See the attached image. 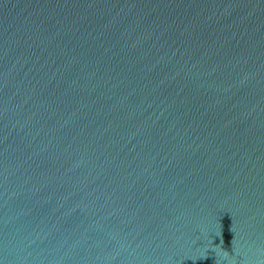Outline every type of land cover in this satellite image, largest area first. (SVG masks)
<instances>
[{"label":"water","instance_id":"water-1","mask_svg":"<svg viewBox=\"0 0 264 264\" xmlns=\"http://www.w3.org/2000/svg\"><path fill=\"white\" fill-rule=\"evenodd\" d=\"M0 261L264 264V0H0Z\"/></svg>","mask_w":264,"mask_h":264},{"label":"clouds","instance_id":"clouds-1","mask_svg":"<svg viewBox=\"0 0 264 264\" xmlns=\"http://www.w3.org/2000/svg\"><path fill=\"white\" fill-rule=\"evenodd\" d=\"M225 254L229 255L226 251H224ZM0 264H4L3 261H0ZM223 264H226V262H223Z\"/></svg>","mask_w":264,"mask_h":264}]
</instances>
